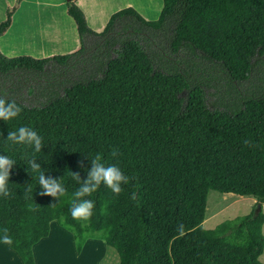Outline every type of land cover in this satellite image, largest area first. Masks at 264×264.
Instances as JSON below:
<instances>
[{
  "label": "trees",
  "instance_id": "16d2710c",
  "mask_svg": "<svg viewBox=\"0 0 264 264\" xmlns=\"http://www.w3.org/2000/svg\"><path fill=\"white\" fill-rule=\"evenodd\" d=\"M20 2L7 9L0 37ZM64 3L79 50L41 59L0 53V89L23 109L0 120V155L16 162L12 196H0L9 248L35 264L32 248L56 221L77 255L86 240H103L119 264H264V0H162L154 21L127 7L100 33L73 0ZM21 126L43 137L41 152L6 141ZM96 154L135 178L118 196L101 185L86 197L95 202L90 221H76L71 173L86 180ZM33 156L46 177L62 179L60 201L39 194ZM210 190L257 202L204 229Z\"/></svg>",
  "mask_w": 264,
  "mask_h": 264
},
{
  "label": "rangeland",
  "instance_id": "374dc122",
  "mask_svg": "<svg viewBox=\"0 0 264 264\" xmlns=\"http://www.w3.org/2000/svg\"><path fill=\"white\" fill-rule=\"evenodd\" d=\"M23 1L24 0H21V2ZM62 1L64 2V0ZM123 1L127 0H110L108 2L109 9L112 7L123 5ZM131 1L143 14L148 17H153L155 15L159 3L158 0ZM3 2L4 4L6 3L8 5L4 11L5 16L7 9L11 7L13 8L16 0L12 1V5L8 3V0H4ZM20 4L17 5V8L15 9V12L13 14L15 15V19L13 21L12 30H10L8 36L4 40L9 42V44H14V46H17L15 51L31 49L27 50V52H33L30 53L31 55H24L41 59L45 57H51V55H49L51 51L59 52L56 53V55L62 54L61 51H72L76 41L77 45H81L79 37L76 36V39L74 38V35L77 33L76 29L75 33L71 32V25H69L64 31L58 30L52 24L51 17L50 20L47 19V21L35 17L31 19L25 27L23 26L20 28V25L23 22V13H28V10L24 6L21 7ZM48 13L50 12H45V15ZM41 14L44 18L45 15L42 12ZM63 14L66 15V12L63 11ZM103 15L104 14L97 17L99 18V21L104 20L105 16ZM37 46L42 48L37 49ZM256 202V199L252 197L221 194L210 190L208 192L206 200V208L204 213L205 221L203 225H201V227L204 229H213L223 221L231 220L238 216L247 215L252 211ZM262 211L264 213V204L262 205ZM262 232L264 236V225L262 228ZM45 252L42 253L40 250L37 255V264H119L117 252L114 249L107 247L105 244L104 246L100 244L97 250L94 252L86 248V250H84L80 256L75 254L76 251L74 252L66 249L63 251L58 249H48ZM11 259L12 261H10ZM259 259L262 263H264V252ZM0 264H18V262L16 258H14V256L9 255L7 252L5 253L0 251Z\"/></svg>",
  "mask_w": 264,
  "mask_h": 264
},
{
  "label": "clouds",
  "instance_id": "9594fccd",
  "mask_svg": "<svg viewBox=\"0 0 264 264\" xmlns=\"http://www.w3.org/2000/svg\"><path fill=\"white\" fill-rule=\"evenodd\" d=\"M7 97L8 93L0 89V120L2 121H11L19 117L23 110L22 106L15 100L7 99ZM6 141L18 145L33 146L37 153L41 152L44 146L43 137L38 134L36 130L28 126H21L14 131L10 130ZM244 144L245 146H252V142L248 139L244 140ZM120 155L119 149H112L111 156L113 158ZM88 159L91 161V168L87 170L86 180L82 181L79 173H71L73 180L79 184V187L72 193L69 211L73 220L83 222L90 221L95 209V202L86 197L92 196L101 185L118 196L123 192L122 185H127L135 178L125 175L118 166V162L106 166L102 162V156L100 154H96L94 157H88ZM15 164L16 162L9 156L0 155V196L4 198L12 196V192L9 189V179L10 172ZM27 165L32 172L39 174L37 179L42 189L39 193L41 196L52 197L60 201L62 197L68 195L66 187L61 183L62 179L52 178L51 176L46 177L45 171L41 168L40 164L36 162L34 156L27 161ZM82 166L81 164V167ZM31 192L32 187L28 185L25 190V197ZM178 232L181 236L185 234L184 225H179ZM0 243L7 246H12L14 243L6 227L0 229Z\"/></svg>",
  "mask_w": 264,
  "mask_h": 264
},
{
  "label": "crops",
  "instance_id": "0c3cea01",
  "mask_svg": "<svg viewBox=\"0 0 264 264\" xmlns=\"http://www.w3.org/2000/svg\"><path fill=\"white\" fill-rule=\"evenodd\" d=\"M3 1L4 0H0V22H2L5 19L4 11L8 6L6 3L4 4ZM12 1L13 0H8V3L12 5ZM73 1L84 13L88 27L96 33L102 32L109 18L111 17V15L121 9L131 7L137 13L139 12L138 14L147 21L156 20L159 17L161 9H162V0H158L159 2L158 8L156 9L155 15L153 17H148L145 14H143L133 4L131 0L123 1L124 2L123 5L112 7L110 9L108 6L109 5L108 2L110 0H73ZM20 5L21 7L24 6L28 10V13H25V14L23 13L22 15L23 22L21 23L20 28L23 26L25 27L28 24V22L35 17H38L41 20H45V21H47V19L50 20V17H51L52 24L58 30L64 31L67 29L69 25H71V32L75 33L76 26L75 24L73 25L74 23L73 20L70 17L63 14V11H65V5L62 0H24L23 2H21ZM41 12L44 15H45V12H50V13L46 14L45 17L43 18V15L41 14ZM102 14H104L103 16H105L104 20L99 21V18L97 17ZM14 19H15V15H13L12 17V22H11L9 29L6 31V33L3 36L0 37V53L9 58L21 56L24 54L31 55L30 53H33L32 51L27 52V50H31V49L15 51L17 46H14V44H9V42L4 41L5 38L8 36V33L10 32V30H12ZM76 34L74 35L75 39H76V36H78ZM76 42H75V46L72 51L70 50L61 51L62 54H57V55H65V54L79 50L80 46L79 44L77 45ZM36 48L40 49L42 47L37 46ZM56 53H59V52L51 51L49 55L54 56L56 55ZM100 244L104 246L105 242L103 240H97V239L86 240L79 256L82 254L84 250H86V248H88L89 250L93 252L96 251ZM48 249H53V250L58 249L62 251L66 249V250H71L75 252V245H74L72 234L66 231L65 229H63L62 227H60L56 221H52L50 223L49 235L46 238L41 239L32 248L35 264L38 263L37 255L40 252V250L42 253H44ZM0 251L5 252V253L7 252L9 255L14 256V258H16L18 264H23L18 254L12 249H10L9 246L0 243ZM10 261H12V259Z\"/></svg>",
  "mask_w": 264,
  "mask_h": 264
},
{
  "label": "water",
  "instance_id": "95a60500",
  "mask_svg": "<svg viewBox=\"0 0 264 264\" xmlns=\"http://www.w3.org/2000/svg\"><path fill=\"white\" fill-rule=\"evenodd\" d=\"M66 2H71L72 0H65ZM258 209L261 208V206L257 207Z\"/></svg>",
  "mask_w": 264,
  "mask_h": 264
}]
</instances>
